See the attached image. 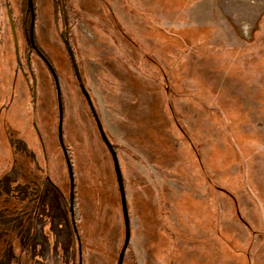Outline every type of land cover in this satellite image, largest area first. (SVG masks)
Returning <instances> with one entry per match:
<instances>
[{"label":"rangeland","instance_id":"rangeland-1","mask_svg":"<svg viewBox=\"0 0 264 264\" xmlns=\"http://www.w3.org/2000/svg\"><path fill=\"white\" fill-rule=\"evenodd\" d=\"M25 1L0 0V264H264V0H63L68 28L34 0L48 62Z\"/></svg>","mask_w":264,"mask_h":264},{"label":"trees","instance_id":"trees-1","mask_svg":"<svg viewBox=\"0 0 264 264\" xmlns=\"http://www.w3.org/2000/svg\"><path fill=\"white\" fill-rule=\"evenodd\" d=\"M34 0H26L25 3H26V12L29 14V23H28V33H27V36H28V40L32 46L33 49H35L37 51V53L42 56V59L45 61V62H48L46 58H44L43 55H41V52L35 47V44H34V41H33V27H34V19H35V15H34V9H33V2ZM53 2V8H54V13L56 14V17H57V20L59 19L61 22H62V26L63 27H67V24H69V18H68V11L65 10V7H64V2L63 0H52ZM70 6H66V9L70 10L69 9ZM73 13V11H70V13ZM76 16L75 13H73ZM78 18V17H77ZM69 27H72V25H70ZM68 33V31L66 32ZM66 34L63 33L61 31V38L62 40H64ZM71 38V35L68 37V39ZM65 43V41H63ZM66 50L68 52V54H70V46H67L66 44ZM56 82V81H55ZM58 90V89H57ZM58 94V93H57ZM57 102H58V110L61 109L62 105H61V99L59 97V94H58V97H57ZM61 147V146H60ZM111 150H113V147L111 146ZM62 152L65 156V159L66 160H69V155H68V151L66 149V147L64 146V149H62ZM69 169H70V172H69ZM68 174L70 175V181H71V190H72V197H71V206H70V211L73 213V188H74V182H73V170H72V165L71 163H69V168H68ZM127 243L125 244V247H127Z\"/></svg>","mask_w":264,"mask_h":264},{"label":"water","instance_id":"water-1","mask_svg":"<svg viewBox=\"0 0 264 264\" xmlns=\"http://www.w3.org/2000/svg\"><path fill=\"white\" fill-rule=\"evenodd\" d=\"M60 135H61V129L59 128V131H58V136H59V138H60ZM62 149H64V147L62 146ZM68 161V160H67ZM68 165H69V163H68ZM69 168V167H68ZM69 172H70V169H69Z\"/></svg>","mask_w":264,"mask_h":264}]
</instances>
